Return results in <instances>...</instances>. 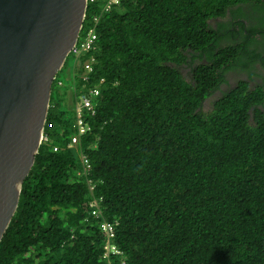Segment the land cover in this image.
<instances>
[{"label":"trees","instance_id":"16d2710c","mask_svg":"<svg viewBox=\"0 0 264 264\" xmlns=\"http://www.w3.org/2000/svg\"><path fill=\"white\" fill-rule=\"evenodd\" d=\"M95 32L52 83L0 264H264V0H120Z\"/></svg>","mask_w":264,"mask_h":264},{"label":"water","instance_id":"95a60500","mask_svg":"<svg viewBox=\"0 0 264 264\" xmlns=\"http://www.w3.org/2000/svg\"><path fill=\"white\" fill-rule=\"evenodd\" d=\"M86 0H0V242L41 144L52 83Z\"/></svg>","mask_w":264,"mask_h":264},{"label":"built area","instance_id":"2783aa9c","mask_svg":"<svg viewBox=\"0 0 264 264\" xmlns=\"http://www.w3.org/2000/svg\"><path fill=\"white\" fill-rule=\"evenodd\" d=\"M89 1L93 2V0H89ZM119 1L120 0H107L105 7H104V10H109L113 4H116ZM97 20H98V17H96V16L93 17V22L96 23ZM95 40H96V33H95V30L93 29V25H92V26H89L88 28H86L83 35L80 37V39H78L76 45L74 46V48L72 49L70 54L77 57L79 54L86 52L87 50L93 48ZM85 69L88 73L93 72V67L90 65V63L85 64ZM88 92H89L88 95L79 96L78 101H77L76 106H75V113L77 116V131L79 134L84 133L86 130V128L82 125V122H81L82 121L81 120L82 110L85 109L86 111L93 114L94 109H93L92 98L97 96V94H98L97 88L90 89ZM46 140H47L46 136L44 134H42L41 142L46 141ZM71 142L75 143L76 137H72ZM83 162L87 163L86 159L83 158ZM92 213L95 214L96 212L93 211ZM102 230L108 235V237H112L113 231H112V228L110 226L104 225L102 227Z\"/></svg>","mask_w":264,"mask_h":264},{"label":"clouds","instance_id":"9594fccd","mask_svg":"<svg viewBox=\"0 0 264 264\" xmlns=\"http://www.w3.org/2000/svg\"><path fill=\"white\" fill-rule=\"evenodd\" d=\"M86 1H87V3L90 2L89 0H86ZM117 4H118V3L113 4L110 8H112L113 6H115V5H117ZM104 7H105V6H104ZM104 7H103V9L101 10V12H100L98 15H94V16H93V17H95V16L98 17L97 22L99 21V19H100L105 13H107V12L109 11V10H104ZM86 8H87V7H86ZM85 15H86V12H85ZM93 17H92V21H91L92 24L90 23V24H91L90 26L93 25V29L95 30V25H96L97 22H96V23L93 22ZM84 21H85V18H84ZM84 21H83V25H84ZM83 25H82V27H81V30H82V28H83ZM81 30H80V32H79L78 39L80 38V35H81V32H82ZM85 30H86V29H85ZM85 30H84V31H85ZM84 31H83V33H84ZM95 33H96V32H95ZM96 39H97V35H96ZM95 41H96V40H95ZM94 45H95V42H94ZM94 45H93V47H94ZM91 49H92V48H91ZM91 49H89V50H91ZM89 50H87V51H89ZM87 51H86V52H87ZM69 55H70V54H69ZM69 55H68V56H69ZM67 58H68V57H67ZM87 63H89V62H86V64H87ZM90 65L92 66V64H90ZM92 67H93V66H92ZM84 69H85V65H84ZM93 70H94V69H93ZM85 71H86V69H85ZM86 72H87V71H86ZM229 74H230V73H229ZM56 76H57V75H56ZM232 80H234V79H232ZM112 231H113V228H112ZM103 232H104V231H103ZM104 234H105L106 237H108V235H107L105 232H104ZM112 236H113V235H112ZM110 238H111V237H110ZM103 249H104V252H109L110 254H117V253L115 252V249H114L113 246H112V247H111V246L109 247L108 245H105V246H103ZM104 252H103V253H104Z\"/></svg>","mask_w":264,"mask_h":264},{"label":"rangeland","instance_id":"374dc122","mask_svg":"<svg viewBox=\"0 0 264 264\" xmlns=\"http://www.w3.org/2000/svg\"><path fill=\"white\" fill-rule=\"evenodd\" d=\"M73 63H74L73 59L68 57L65 68L62 69V71L58 74V75H60L61 79L64 81L65 86L70 85L69 81H68L69 74H68L67 70L73 66ZM182 72L189 75L188 67H183ZM58 84H62V82H59ZM65 86H64V88H65ZM72 89H73V87H72Z\"/></svg>","mask_w":264,"mask_h":264},{"label":"flooded vegetation","instance_id":"af4514ba","mask_svg":"<svg viewBox=\"0 0 264 264\" xmlns=\"http://www.w3.org/2000/svg\"><path fill=\"white\" fill-rule=\"evenodd\" d=\"M229 20L232 22V24H234V22L232 21L231 18H229ZM227 78H228L229 80H232V79L236 80V79L239 78V74H238V73H233V72H231V73L228 75ZM216 94H218V93H216Z\"/></svg>","mask_w":264,"mask_h":264}]
</instances>
